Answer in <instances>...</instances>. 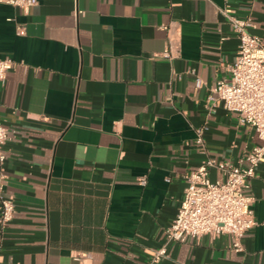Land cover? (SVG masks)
I'll return each instance as SVG.
<instances>
[{"label":"crops","instance_id":"0c3cea01","mask_svg":"<svg viewBox=\"0 0 264 264\" xmlns=\"http://www.w3.org/2000/svg\"><path fill=\"white\" fill-rule=\"evenodd\" d=\"M224 7L264 41V0L0 3V58L14 60L0 122L16 206L0 226V264H150L165 244L153 264H264V161L247 190L257 224L242 250L232 233L167 241L185 174L206 157L247 165L260 143L208 98L239 47ZM210 176L226 178L216 167Z\"/></svg>","mask_w":264,"mask_h":264},{"label":"built area","instance_id":"2783aa9c","mask_svg":"<svg viewBox=\"0 0 264 264\" xmlns=\"http://www.w3.org/2000/svg\"><path fill=\"white\" fill-rule=\"evenodd\" d=\"M39 1L0 0V3L29 8ZM221 11L237 33L239 47L235 60L229 65L230 76L217 80L208 98L213 106L221 102L225 109L237 114L241 124L253 127L260 143L248 151L247 165L206 157L199 166L185 174V197L167 231V241L183 242L189 236L232 233L236 237L235 248L242 250L241 237L257 224L252 208L254 196L247 190L257 166L264 161V41L260 35L252 32L254 23L250 18L238 16L231 7H224ZM23 32L24 28L20 27L19 33ZM165 55L172 54L167 50ZM13 65V58H0V86L6 82L7 72ZM202 84L203 80L197 78V87ZM208 128L202 125L195 129L197 144H204V132ZM9 139L8 128L0 122L1 228L14 218L16 211L15 201L6 189L5 145ZM213 167L221 169L226 178L212 179L210 169ZM140 182L145 185L147 178L142 177ZM166 254L165 244L153 252L150 264L160 262Z\"/></svg>","mask_w":264,"mask_h":264}]
</instances>
